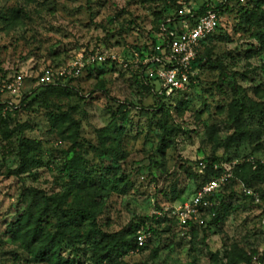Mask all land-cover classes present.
I'll return each mask as SVG.
<instances>
[{
	"label": "rangeland",
	"instance_id": "rangeland-1",
	"mask_svg": "<svg viewBox=\"0 0 264 264\" xmlns=\"http://www.w3.org/2000/svg\"><path fill=\"white\" fill-rule=\"evenodd\" d=\"M221 1L189 0L186 6L192 12L205 2ZM168 8L163 0H0V85L13 82L18 74L24 77L18 94L8 89L0 94V264H54L33 255L37 247L52 245L42 238L50 239L56 230V219L51 218L53 197L61 196L67 205H96L98 224L116 232L173 204L172 198L183 189L184 197H190L195 185L191 171L203 174L201 164H207V157L224 155L219 140L227 135L228 118L240 105L222 83L217 67L198 71L199 85L186 90L189 109L175 107L181 94L172 92L175 100L163 98L165 90L159 82L151 83L150 90L136 83L140 54L135 47L150 44L154 21L160 18L157 13L170 16ZM223 22V40L203 49L211 50L213 60L224 62L230 79L245 89L246 102H257L264 110V50L250 32L238 27L234 13ZM98 48L120 55L128 62L123 67L133 68L56 77L54 84L74 86L77 95L58 96L38 82L44 69L60 72L79 52ZM160 98L165 112H170L168 123L178 128L165 154L157 150L161 130L151 115ZM120 103L127 112L119 118L124 134L117 138L112 121ZM60 112L70 119L51 118ZM248 120L253 127L264 122L258 115ZM26 143L30 145L26 156L35 161L21 172V144ZM239 149L249 150L245 144ZM99 157L109 166L122 164L125 182L118 185L98 175L93 168L97 169ZM73 159L87 164L90 179L84 187L68 175L66 166ZM254 207L248 204L236 210L221 228L213 227L208 234L203 227H196V234L183 232L175 218L165 216L171 221L159 225L158 233L150 231L145 250L114 254L104 264H249L241 263L237 252L250 247L259 252L250 264H264L258 261L264 253V226ZM27 211L46 213L37 243L7 232V225ZM88 228V224L79 226L81 236ZM69 248L59 249L62 257L69 258L66 264H98L96 251L72 263Z\"/></svg>",
	"mask_w": 264,
	"mask_h": 264
},
{
	"label": "trees",
	"instance_id": "trees-1",
	"mask_svg": "<svg viewBox=\"0 0 264 264\" xmlns=\"http://www.w3.org/2000/svg\"><path fill=\"white\" fill-rule=\"evenodd\" d=\"M168 2V13L171 11L170 16L163 13V15L157 13V16L160 17L158 20L154 21V32L149 36L150 44L145 43L141 46H136V51L139 52V68H135L136 83L141 85L142 90H150L151 83L157 82L156 78L149 74V66L157 67L156 63H144V60L151 58L153 54H156V46L158 44L166 45V40L163 36L164 28L170 29L173 27L177 20H183L185 16L180 14V10L183 7V4L178 3L177 0H163ZM188 3V1H187ZM208 9H214L217 11L219 16V25L216 30L205 39L200 48L198 49L197 56L193 61V68L197 70L195 76H191L189 87L199 85V73L206 68L217 67L219 69V77L223 84H227L231 88L235 103L240 105V108L235 110V113L231 112L228 121L230 122L227 128V135L225 138L219 140L220 147L224 148V155L217 156L212 154L211 156L205 159L207 167L203 171V174L194 173L191 171V176L194 185V191L198 189L204 182L209 179L219 175V171L213 169L214 163L221 162H232L238 160V163L233 168V178L229 183L223 187L216 196V204L214 206V211L216 216L209 220L206 226H203L205 233L211 231L213 227H220L225 223L229 216L238 209H243L248 204L251 207L257 208L260 213L261 208L263 207L264 197L262 202H256L254 196L245 194L244 191L238 190L239 187H247L253 189L255 192L264 193V166L260 163L250 160V158H260L264 155V122L260 121L256 127L252 126V122L258 115L264 119V110L261 109V106L257 102H246L247 94L245 89L238 84L235 79H230L229 71L223 61L217 59L213 60L211 56V50H205L207 44L213 42H219L223 40L222 33L224 25V18H227L229 15L233 14L235 17H238V27L247 32H250L253 37L256 38L259 42V49L264 50V0H222L219 4L215 5L209 2H205L198 9L192 11L196 16L204 14ZM170 10V11H169ZM191 14H188L190 17ZM208 67V68H207ZM104 68H109L115 70L118 68H123L130 70L133 67L123 65L118 62L107 61L106 63L96 64L89 67L85 70L87 74L89 72L98 69L99 73L103 72ZM84 72V73H85ZM83 73V74H84ZM40 76V74H39ZM38 76V79H39ZM194 80H197L194 82ZM198 82V83H197ZM48 91L54 93L58 96H70L77 95L74 92V86L66 84H54L50 83L47 85ZM174 93L181 94L182 98L180 102L175 106L176 108L182 107L183 109H189L191 105V99L189 98L186 90L184 91H175ZM107 97L110 95L106 92ZM163 94V98L173 99L174 96ZM27 96H25L22 101L25 102ZM174 98L173 100H175ZM164 101V100H163ZM160 98V101L157 102L156 108L151 109V115L153 118L158 120V125L161 130L159 133V140L157 145V150L161 154H165L169 148L171 142L174 140L175 135L177 134L178 128H175L173 125L168 123L170 112H165V104ZM234 103V104H235ZM3 104H0V113ZM58 108V105H55ZM230 106H232L230 104ZM224 110V107H220ZM233 109V106H232ZM157 111L161 115H157ZM170 111V110H169ZM127 112V106L120 103L117 105L115 117L112 121V124L116 128L113 130V134L117 138H121L124 134V128L118 125L119 118ZM248 115V116H247ZM54 121L65 122L67 119H70V116L66 112L54 113L51 115ZM249 117V118H248ZM247 145L248 152H240L241 145ZM29 144H21V172L28 171L27 168L31 165V162H34V159L26 156L27 148ZM99 163L97 164V169L93 168L95 172L98 173L101 177L108 179H113L115 184H122L125 182L123 179L124 169L122 164H116V166H109L105 161L99 157ZM122 158V157H121ZM116 161V160H115ZM68 175L70 176L73 183L80 187H84L90 179V173L87 170V164H79L76 159L71 160L67 164ZM190 167V166H189ZM183 169L186 173L187 166H183ZM192 170V169H191ZM93 177V176H92ZM238 188V189H237ZM184 189L180 191L179 194H176L171 202L175 203L182 201L185 197L183 195ZM183 192V193H182ZM192 192V193H193ZM242 193V194H241ZM242 195V196H241ZM52 205L54 206L53 213L51 218L56 219L54 228L55 233L51 235L50 239L44 236L42 239L44 241H50L52 245L43 244L33 250V255L45 261L48 258L54 264H66L69 262V258H64L59 253V249H67L69 245V254L72 256L71 262L80 263V257L83 256L88 251H96L97 253V263L104 264L105 261L113 259V255L123 256L129 253L131 250H134L137 246V233L143 227H147V231H152L158 233L159 225L164 221H171L168 217H158L156 214L152 216L145 217L141 220H134L128 224V227L123 230L116 232H109L104 230L100 224H98V213L100 211L96 209V205L93 204H78L76 205H67L66 200L60 197H53ZM47 203L50 205V198H47ZM55 203V204H54ZM156 208L159 209L160 206L157 204ZM99 209L102 211V208L99 206ZM161 209V208H160ZM46 214V213H45ZM43 212L34 214L31 211H27L22 214L19 218H16L14 221H11L7 225V232L11 235H15L22 238L23 240H30L33 243L39 241V234L41 233V222L42 217L45 215ZM47 215L46 217H49ZM176 221V220H175ZM88 224L89 228L86 234L81 236L79 232V226ZM192 233H198L197 228L194 226L191 230ZM81 237V238H79ZM150 241V239H149ZM148 242L140 248V251L145 250L148 246ZM58 248V249H57ZM259 254L258 249L255 247L250 248H241L237 255H239L242 260L241 263H251L255 255ZM264 262V253L258 257V261Z\"/></svg>",
	"mask_w": 264,
	"mask_h": 264
},
{
	"label": "built area",
	"instance_id": "built-area-1",
	"mask_svg": "<svg viewBox=\"0 0 264 264\" xmlns=\"http://www.w3.org/2000/svg\"><path fill=\"white\" fill-rule=\"evenodd\" d=\"M183 4L180 14L185 16L183 20H177L176 24L170 29H165L163 36L166 45L158 44L155 48L156 54L151 58L144 60V63H156L157 67L149 66L148 72L154 76L164 88L165 93L170 95L175 91H184L189 88L191 76L197 74L193 68V61L197 56L198 49L202 42L207 39L218 27L219 16L214 9H208L204 14L196 16L188 6L189 0H177ZM243 1V0H242ZM188 14H191L188 17ZM136 57L138 55L136 54ZM107 61L118 62L126 66L128 62L120 55L105 51L101 48L91 50L90 52H79L74 56L63 70L56 71L53 68L44 69L38 79L40 84L48 85L56 82V77L83 75L86 69L96 64L106 63ZM139 63L140 59H136ZM24 86V77L22 74L15 76L14 81L3 86L0 85V94L8 89L13 94H18ZM264 166V155L260 158H250ZM238 160L230 162L214 163L213 169L219 171V175L204 182L198 189L185 197L182 201L164 206L155 214L158 217L169 216L175 218L177 226L183 232H190L195 227L206 226L210 219L216 216L214 206L216 196L220 190L225 187L233 178V168ZM205 169L207 164H201ZM246 194L254 196L256 202H262L264 193L255 192L253 189L243 187ZM262 225L264 226V202L260 210ZM151 232L141 228L137 233V246L133 250L138 251L145 245Z\"/></svg>",
	"mask_w": 264,
	"mask_h": 264
}]
</instances>
